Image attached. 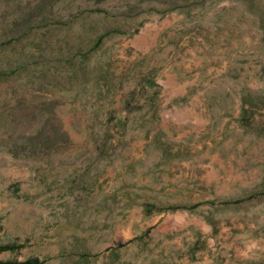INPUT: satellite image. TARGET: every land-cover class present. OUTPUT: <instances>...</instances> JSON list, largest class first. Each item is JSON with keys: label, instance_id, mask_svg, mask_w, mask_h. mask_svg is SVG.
Listing matches in <instances>:
<instances>
[{"label": "rangeland", "instance_id": "374dc122", "mask_svg": "<svg viewBox=\"0 0 264 264\" xmlns=\"http://www.w3.org/2000/svg\"><path fill=\"white\" fill-rule=\"evenodd\" d=\"M3 246L264 264V0H0Z\"/></svg>", "mask_w": 264, "mask_h": 264}, {"label": "trees", "instance_id": "16d2710c", "mask_svg": "<svg viewBox=\"0 0 264 264\" xmlns=\"http://www.w3.org/2000/svg\"><path fill=\"white\" fill-rule=\"evenodd\" d=\"M13 247L14 246H3V247H0V254L2 252H5V251H13L12 250ZM0 264H41V262H39L38 260H29L27 262H22V263L21 262H2V261H0Z\"/></svg>", "mask_w": 264, "mask_h": 264}]
</instances>
